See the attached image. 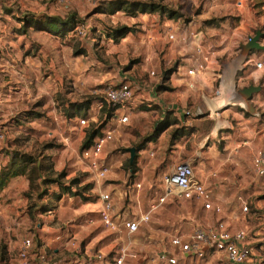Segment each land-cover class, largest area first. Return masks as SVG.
I'll return each mask as SVG.
<instances>
[{
    "label": "rangeland",
    "instance_id": "374dc122",
    "mask_svg": "<svg viewBox=\"0 0 264 264\" xmlns=\"http://www.w3.org/2000/svg\"><path fill=\"white\" fill-rule=\"evenodd\" d=\"M0 1H3L0 3V12L2 14L16 12L20 21L23 16L27 15H47L60 20L71 15L75 16L78 21L89 27L87 34L84 38H71L72 35L69 34L64 39L59 38L57 48L59 50L64 49L69 53L72 52L74 57L90 56L96 64L99 63L103 73L109 74L104 84H116L124 80L130 81L135 88L136 95L140 97H138L139 104L136 111L130 115L128 126L110 123L112 124L110 128L119 132V135L115 132L111 142V144L117 143L118 149L112 154L114 159L108 161L109 172L102 181H97L87 164L81 160V149H83L84 141L81 145L71 146L69 144L65 146L59 137V132L49 135L52 128L47 123H42L40 126L29 124L22 120V115L15 116V114L5 119L0 117V132H3L7 137L5 143L0 146L3 148L0 159L7 156L9 163L13 162L15 167H25V175L21 176L19 181L14 180L10 184L9 190H6V195L0 198V205L4 203V206L9 207L3 213L0 208V264H18L17 252L19 245L25 239L33 241L37 253L45 254L46 264H62L68 255V252L62 249V245L66 242L65 240H55V242L50 228L61 229L62 232L63 224H70L72 220L78 221L80 217L74 215V210L84 212L81 213V217L86 214H93L91 212L97 213L100 209V205L97 204L99 202L98 196L101 191H105L111 196L116 212L124 211L130 215L139 214L140 210L141 212L146 210L142 205L139 210L138 203L134 202L133 198L130 204L125 203L128 202L129 198L120 195L123 190L133 184L140 185V189H136V191L143 192L145 190V193L149 194L147 196L149 203L161 194L160 184L158 182L150 184V178L143 181V176L139 174L140 170L136 167L140 156L144 157L140 161V167L149 163V159H146L144 153L149 151V137L161 119V109L159 105H156L160 103L161 97V90L158 89V86L165 83L163 77L167 70V68L162 67L152 70L149 67V43L145 41L149 39V15L159 18L160 22L170 20V24L175 27L184 26L187 28L188 24L190 28L185 29L184 33L180 34L178 31V40H187L193 37L195 32L207 27L212 31L220 30L219 34L221 33L227 39L230 36H238L242 45L246 44L247 38H252L258 31L260 34L258 43L264 45V0H243V4L255 16L256 26L251 28L249 26L250 21H246L243 12L238 8L240 0H103L95 7L86 6L79 0H62V2L61 0H37L35 6L25 5L26 9H20V2H24V0ZM135 4H155L171 11L173 15L168 14V12L150 14L148 10L146 13H141L140 7ZM16 15L11 18L12 22L15 21ZM204 21L206 23L203 25L202 22ZM181 35L183 36L181 37ZM120 37H127V39L121 42ZM263 57H259L257 61L264 60ZM252 70L253 68H249L248 72ZM152 71H155L154 75H151ZM243 77L240 72L234 76L233 90L236 97H242L240 93L243 89L239 87L237 81ZM106 85L96 88V93L89 96L104 99ZM211 97H216L214 92ZM82 98L85 99V97ZM244 102L247 108L241 104H227L217 113H212L211 117H208L207 113L193 118L182 117L180 124L176 117L169 114L166 119L167 123H164L162 127H157L162 131L167 126H171L167 130L169 140L167 139L166 149L168 156H171L170 158L175 161L170 164L169 168L185 161H191L195 167L200 160L198 156L202 150L214 141L212 135L207 133L215 129L222 121L227 122L233 130L236 129L234 134L227 139V143H239L243 138H246V128L240 134L239 130L241 129L235 127V122L231 118L232 113L237 114L243 121L248 120L246 126L248 125L255 130L256 124L249 115V107L252 105L248 99L244 98ZM188 110L194 112L195 107L187 106L185 109L179 107V112ZM85 112L82 111L79 117H85ZM223 112L225 115L222 117L220 115V117L214 116V114ZM152 114L157 115L155 119ZM91 117L92 115L87 117V127L83 131L85 137L91 130L98 128L105 122L101 114L96 116V121H92ZM205 123L208 132L204 135L208 136L189 139L193 131L204 129L203 124ZM105 128H107L106 123L103 124L102 129ZM226 130L217 131L216 135L220 132L219 134L226 138L227 132H229ZM198 138L206 139L201 141L203 142V145L201 144L203 149L201 150L198 149ZM178 139L183 140L182 143L180 141L179 143ZM223 144L224 142L220 141L218 145L215 144V148L221 149ZM130 149H135L132 161ZM24 155L30 158V163L26 166L21 164V159H23L21 157ZM117 166L123 176L117 183H110L108 181L110 180L109 176L118 171ZM148 171L146 170L145 173L147 177H149ZM162 175L159 176L160 179ZM29 177L33 180L28 181ZM22 181L27 183L24 191L22 190ZM261 181L259 180V185L262 186L261 193L263 191V196L264 179ZM249 194L250 197L245 198L242 204L241 202H233L235 211L238 210V216L232 219V225L236 227V230L244 232L246 244L258 257L260 264H264V235L261 234V226L257 224L262 222L264 218L261 217V211H256L255 200L251 196V192ZM262 196L260 199H264ZM244 204L247 206L245 213L241 212ZM196 207L195 203L179 198H172L162 206L149 223V236L152 233L150 228L158 236L154 240L149 238V255L140 253V262L151 261L159 252L169 249V240L172 236H188L197 229H205L218 221L223 222L225 220V217L220 215L211 216V212L202 213L200 210L195 212ZM52 210L61 214L60 220L57 221L54 218L51 221L52 217L47 218V213ZM86 218L92 219V225H81L76 221L79 228L90 226L87 234L80 238L83 246L90 239L96 238L100 241H95V244L98 242V244L111 246L103 254L113 256L118 248V241L103 229L97 220V215L94 218L90 216ZM154 220H160L164 227L160 228L158 224H153ZM49 236L51 237L50 240L48 239ZM161 239L162 242L164 241L163 245L159 243ZM43 240L48 242V248L43 247ZM53 250H56L57 253L54 254ZM80 250L84 252L82 245H80ZM85 258L87 257L84 256L83 259ZM214 260L216 262L214 264H228L222 254L217 255Z\"/></svg>",
    "mask_w": 264,
    "mask_h": 264
},
{
    "label": "crops",
    "instance_id": "0c3cea01",
    "mask_svg": "<svg viewBox=\"0 0 264 264\" xmlns=\"http://www.w3.org/2000/svg\"><path fill=\"white\" fill-rule=\"evenodd\" d=\"M1 2L3 3V1ZM238 3V8L244 14L243 17L246 21H250V28L256 26L254 21L255 16L250 13L251 10L246 8L243 0H240ZM36 4L37 0H24V2H20V9H26L25 5L32 7ZM14 15H16V12L12 14H2L0 12V117L5 119L15 114V116L22 115V120L29 124L40 126L42 123H47L52 128L49 131V135L59 132L61 140L63 138L70 139L71 146L75 144L81 145L86 138L83 132L84 129L79 125L81 119L88 120L87 117L92 115V121H96V116L101 114L107 128L111 127L112 124L110 123H116V120L112 119L111 115L108 116L109 110L106 108V104L102 102L104 99L89 96L93 92H96V88L106 85L104 83L109 76V74L103 73L99 63L96 64L90 56L84 57V55H80L74 57L72 52H66L64 49L59 50L57 48L59 38L64 39L68 34L61 36L52 21L43 18L39 19L37 18L38 15L23 16L20 21L19 16L16 15L15 21L12 22L11 18ZM149 20V39L145 40L149 43V67L152 70L160 69L161 67L167 68L166 75L163 77L165 83L158 86V89L161 90L160 103L156 104L161 109V119L158 122V126L162 127L164 123H167L166 119L169 114L176 117L180 124L183 112H179V107L185 109L187 106H192L195 107L194 112L200 111V114L196 116L207 113L208 117H211L212 113L208 114L209 111L217 113L219 109L227 104H238V97H236L233 90L234 76L237 72H240L244 76L237 81L241 89L250 86L258 88V91L249 99V103L252 105V107H249V115L256 124L255 130L248 125V127L246 126L248 120L243 121L237 114H231L235 127L241 129L239 130L240 134L244 131V128L247 130L245 132L246 138H243L241 142H226L236 129L233 130L224 121L218 124L211 132L207 131L206 122L203 124L204 129L193 131L189 139L206 136L204 135L206 132L214 138L213 143L207 145L204 149L201 146V144L203 145L201 141H205L206 139H197L198 144H196L198 145V149L203 150L198 156L200 160L194 167V174L195 178L199 182H202L209 190L211 202L220 208V214L217 215L225 217V220L222 221L226 226L231 231H236V227L232 225V219L238 216V210L235 211L233 202H241L242 204L245 198L250 197V192L255 200L254 207L256 211H261V217L264 218V199H260L263 191L261 193L262 186L261 184L259 185V180L262 182L261 180L263 179L253 175L250 163L252 154L264 147V68L255 70L252 66L247 67L243 65L242 69L238 70L237 67L239 63L247 60H251L253 63L258 62L259 57L264 56V51L246 53L241 49L243 45L239 42L238 36H230L227 39L221 33L219 34L220 30L212 31L207 27L195 32V40L191 44L182 43L179 40L178 42H170L166 37V30L168 28H173L177 37L179 35L178 31H180V34L184 33L185 29L190 28L189 25L187 24V28H184V26L175 27L170 24V20L160 22L159 18L154 15H149ZM205 23L206 21L202 22L203 25ZM69 35L72 34L69 33ZM126 39L127 37H121L120 41L123 42ZM196 46L202 47L204 52H210L211 57L206 71L189 76L187 72L195 69L199 61V57L196 54ZM260 46L264 47L263 44ZM234 49L236 50L235 52ZM249 68H253V70L248 72ZM152 72L154 75L155 71ZM220 76L223 85L221 97L208 101L211 94L215 91L216 85H218ZM71 82L72 84H70ZM151 94L153 95V93ZM82 97H85V99ZM138 97L136 95V109L139 104L138 99L140 97ZM99 102H102L104 105V108L101 110L97 108ZM210 107H214V110L211 111ZM63 108L64 111H62ZM82 111H86L85 117H79ZM224 113L214 114V116L220 115L222 117V115H225ZM152 116L155 119L157 115L152 114ZM128 124L120 126H128ZM158 126L155 127L153 134L149 137V151L144 153L146 154V159H149V163L144 167H140V161L144 159L143 156H140L138 157L139 161L136 167L140 170L139 174H142L143 181L150 178V184L158 182L161 186L163 177L170 173L173 166L171 168L169 166L175 160L170 158L171 156H168L166 149V144L169 140L167 130L171 126H167L162 131L157 129ZM225 130L229 131L226 138H223L219 134L220 132H218L219 135H216L217 131ZM115 132L119 133L118 131ZM5 141H0V146ZM179 141L182 143L183 140L178 139ZM220 141L224 142L221 149L215 148V144L218 145ZM138 148L141 147L138 146ZM1 149L3 148H0V157L2 156ZM117 149V143L111 144L110 142L105 146L103 156L107 160V165L108 161L114 159L112 154ZM8 163L9 159L7 156L0 159V170ZM116 168L117 170L119 169L118 166ZM146 170H149V177L145 174ZM165 171L167 172L164 174ZM160 175H162L161 179L159 178ZM122 176L118 170L109 176L110 180L108 181L110 183H117ZM14 180L19 181L20 177L10 180L7 187L0 193V198L6 195V190H9V186ZM21 185L24 191L27 183L22 181ZM120 195L129 198L128 202H125L128 204L132 202L133 198V201L138 203L139 210L142 205L147 211L149 205L155 201L154 199L149 203V199L147 198L149 194L145 193V190L143 192L136 191L134 184L128 186ZM262 197L264 198V195ZM97 204L101 206L100 202ZM196 206L195 212L200 210L202 213H206L200 204H196ZM0 208L2 213L9 209L8 206H4V203L0 205ZM73 213L80 218L78 221L72 220V224H63L64 226L62 225V227L64 228H62V232L61 229L50 228V231L54 235V241L65 240L66 243L62 245V249L68 252L70 248L67 242L70 236H73L77 243L82 245L84 252L87 254H84L82 258L88 255L93 256L96 253L105 254L111 246L98 244V242L95 244V241H100L96 238L90 239L83 246L80 238L87 234L90 226L79 228L76 225V221L81 225H86L84 220L87 216L94 218L97 215L98 220V212H91L93 214H86L82 217L81 213H84L82 211L74 210ZM121 213L126 217L130 216V214L124 211ZM139 213H142L141 210ZM47 215V218L52 217L51 221L54 218L57 221L61 219V214L56 213L54 210L49 211ZM211 216L216 215L211 212ZM154 223L158 224L160 228L164 227L160 220H154ZM257 224L261 226V234L264 235V220ZM150 230L152 233L149 236V224L141 228L135 238V252H143L149 255V237L151 240H154L158 236L153 232L152 228ZM48 239L50 240L51 237L49 236ZM48 239L47 241H49ZM159 243L163 245L164 241L162 242L161 239ZM43 244V247H49L48 242L45 240H43ZM55 253H57L56 250L54 251ZM217 255L221 254L215 253L210 255L204 264L216 263L214 259H216ZM110 257L105 255V258Z\"/></svg>",
    "mask_w": 264,
    "mask_h": 264
},
{
    "label": "built area",
    "instance_id": "2783aa9c",
    "mask_svg": "<svg viewBox=\"0 0 264 264\" xmlns=\"http://www.w3.org/2000/svg\"><path fill=\"white\" fill-rule=\"evenodd\" d=\"M79 1L86 6L95 7L103 0ZM88 29L87 25L79 23L71 34L73 37L84 38ZM166 37L170 42L178 41L173 28L166 30ZM194 40L195 35L187 40L180 39L179 41L191 44ZM246 43H248V38ZM196 54L199 61L195 69L187 72L189 76L206 71L210 61L211 53L204 52L202 47L196 46ZM241 63L237 66L238 70H241L243 65L252 66L255 70L264 67V60L254 63L247 60ZM217 84L214 95L220 98L223 91L221 76ZM215 98L211 97L208 101ZM135 99V88L130 81L108 84L104 89V103L112 111L111 118L116 120L118 126L129 123V116L136 109ZM97 108L99 110L104 108L103 103L99 102ZM211 113H215V111L208 112V114ZM197 114H200V111L188 110L183 112V117L193 118ZM87 122L86 119H81L79 121L80 127L85 129ZM114 134L115 130L110 127L102 129L100 134L93 140L92 145L81 151V160L87 164L97 181L105 179L109 172L107 160L103 153L105 146L113 141ZM5 140L6 135L0 132V141ZM62 142L65 146H68L70 139L63 138ZM250 163L253 175L264 179V147L252 154ZM135 189H140V185H135ZM161 190V194L149 205L146 212L131 214L129 217L124 216L121 212H116L111 196L105 191H101L98 196L101 204L98 211V222L104 230L118 241L119 244L115 254L110 258H105V255L96 253L83 259L82 256L86 253L80 250L81 244H78L76 239L70 236L67 242L70 250H68V255L62 261V264H204L206 259L215 253L222 254L228 264H260L258 257L246 244L244 232L242 230L231 231L221 221L205 229H197L188 236H172L169 240V249L159 252L151 261L140 262V253L134 250L135 238L141 228L148 225L153 215L170 199L179 198L187 202L200 204L204 211L212 212L215 215L220 214V208L211 202L209 190L195 178L194 166L191 161L174 165L170 173L163 177ZM241 212H247L245 204L242 206ZM84 223L92 225L93 222L91 218H85ZM17 262L18 264H46L47 261L45 254L37 253L33 241L25 239L19 245Z\"/></svg>",
    "mask_w": 264,
    "mask_h": 264
},
{
    "label": "trees",
    "instance_id": "16d2710c",
    "mask_svg": "<svg viewBox=\"0 0 264 264\" xmlns=\"http://www.w3.org/2000/svg\"><path fill=\"white\" fill-rule=\"evenodd\" d=\"M137 6L140 7L141 13H146L147 10L149 11V13H156V12H168V14L173 15V13L169 10H166L165 8L155 5V4H149V5H143V4H135ZM134 5V6H135ZM146 9V10H145ZM37 18H43L49 21H52L58 30V33L63 36V35H67L69 33H71L73 31V29L79 24L81 23L80 21L77 20V18L75 16H68L66 19L64 20H60L58 18H54V17H48L45 15H38ZM54 26V27H55ZM40 29H43L42 27H39ZM121 38V37H120ZM254 52V51H253ZM109 113L108 116L111 115V110L108 109ZM105 124V122L103 123ZM103 124H101L98 128L91 130L85 140H84V145H83V149H81V151H83L84 149H87L88 147H90L92 145L93 140L96 138V136H98L100 134V131L103 127ZM21 158V164L22 165H27L30 163V158L27 156H22ZM25 175V167L23 168H19V167H15L13 162L8 163L6 166L2 167L0 170V193L7 187L8 183L10 182L11 179L16 178V177H21ZM33 178L29 177L28 181H32Z\"/></svg>",
    "mask_w": 264,
    "mask_h": 264
},
{
    "label": "water",
    "instance_id": "95a60500",
    "mask_svg": "<svg viewBox=\"0 0 264 264\" xmlns=\"http://www.w3.org/2000/svg\"><path fill=\"white\" fill-rule=\"evenodd\" d=\"M259 35H260L259 32H256L252 38H248V43L241 46V49H243L246 53H250L253 51H264V47L260 46L258 43ZM257 91L258 88H254L250 86L248 88L241 90L240 94L242 95V97L249 100L251 96ZM129 152L131 154V161H132V159L134 158L135 149H130Z\"/></svg>",
    "mask_w": 264,
    "mask_h": 264
},
{
    "label": "bare ground",
    "instance_id": "6f19581e",
    "mask_svg": "<svg viewBox=\"0 0 264 264\" xmlns=\"http://www.w3.org/2000/svg\"><path fill=\"white\" fill-rule=\"evenodd\" d=\"M238 102H239L238 104H241L247 108V106L245 105V102H244V97H238ZM210 108H211V111L214 110V107H210Z\"/></svg>",
    "mask_w": 264,
    "mask_h": 264
}]
</instances>
